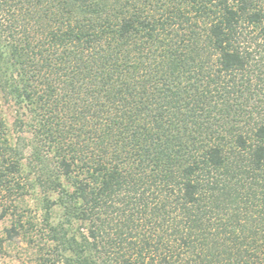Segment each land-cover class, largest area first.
Returning a JSON list of instances; mask_svg holds the SVG:
<instances>
[{"label":"trees","instance_id":"trees-1","mask_svg":"<svg viewBox=\"0 0 264 264\" xmlns=\"http://www.w3.org/2000/svg\"><path fill=\"white\" fill-rule=\"evenodd\" d=\"M7 215L31 264H264V0H0Z\"/></svg>","mask_w":264,"mask_h":264},{"label":"rangeland","instance_id":"rangeland-1","mask_svg":"<svg viewBox=\"0 0 264 264\" xmlns=\"http://www.w3.org/2000/svg\"><path fill=\"white\" fill-rule=\"evenodd\" d=\"M10 114V110L8 111ZM31 203V201H30ZM11 223L10 215L0 216V236L3 235L5 227ZM31 249L23 241L22 237L15 240L14 246L8 249V253L0 255V264H31Z\"/></svg>","mask_w":264,"mask_h":264}]
</instances>
